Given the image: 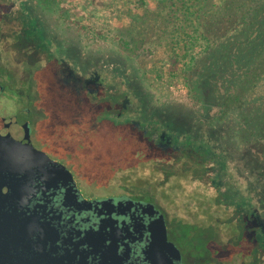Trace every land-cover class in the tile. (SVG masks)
Segmentation results:
<instances>
[{
  "label": "rangeland",
  "instance_id": "374dc122",
  "mask_svg": "<svg viewBox=\"0 0 264 264\" xmlns=\"http://www.w3.org/2000/svg\"><path fill=\"white\" fill-rule=\"evenodd\" d=\"M38 1L0 0V31L19 30L17 20L20 35L29 38L19 42L28 53L23 67L38 63L39 50L51 54L57 59L60 86L77 93L89 90L93 97L100 88L110 91L122 105L107 119L116 125L132 124L169 155L166 159L142 155L134 137L125 138L134 145L122 151L109 147L114 138L102 147L91 144V162L85 169L90 185L102 195L125 191L163 203L162 197L167 202L162 207L177 226L183 221L176 207L185 198L196 209L190 213L198 226L186 227L195 239L207 232L215 235L218 245L232 238V244L240 246L235 230L249 226L246 238L257 237L264 249V167L251 168L231 121L221 126L207 125L205 117L202 123L196 121L200 105L187 83L190 68L212 45L220 21L239 17L250 0L195 4L197 21L188 33L182 31V6L194 0H48L53 8L44 7L46 0ZM13 19L10 25L2 23ZM85 63L87 71L79 76ZM51 72L47 68L43 75L53 92L58 86ZM263 82L264 64L246 80L243 95L255 94ZM58 111L71 114L62 107ZM74 169L81 175L79 168ZM223 251L220 256L228 261L229 251ZM240 254L247 262L248 255L241 249Z\"/></svg>",
  "mask_w": 264,
  "mask_h": 264
},
{
  "label": "flooded vegetation",
  "instance_id": "af4514ba",
  "mask_svg": "<svg viewBox=\"0 0 264 264\" xmlns=\"http://www.w3.org/2000/svg\"><path fill=\"white\" fill-rule=\"evenodd\" d=\"M11 21L14 19L2 23L10 25ZM16 22L20 31H0V163L6 157H25L34 148L66 166L78 193H74L68 184L43 186L41 182H32L31 191L25 192L14 208L20 216L19 224L11 227L12 208L10 200L5 201L9 199V191L4 185V193L0 191V231L12 228L23 234H19V242L10 241L8 234H0V264H264V249L257 237L253 241L246 238L250 233L249 226L235 230L241 247L232 244V238L218 245L215 235L210 236L207 232L202 233V239L192 237L186 227L198 226L193 223L190 213L196 210L192 207L193 201L187 202L184 198L176 207L183 221L177 226L170 220L162 202L154 197L116 190L104 195L97 192L85 171L91 162V117L93 115L95 120L100 115L101 121L116 125L107 119L111 113L107 110H119L122 103L115 98L93 97L89 90H84L89 93L86 96H69L67 93L59 96L58 88L67 91L70 88L59 85V73L55 69L57 59L39 50L38 63L23 67L28 53L19 42L29 38L20 35L22 25ZM33 49L36 51V46L33 45ZM87 64L83 65L82 71H77L79 76L85 75ZM47 68L51 69L49 75L58 86L53 92L48 89L47 75H43ZM59 107L71 110L70 116L60 115ZM123 125L127 126V123ZM131 137L122 135L109 147L122 151V147L134 145L122 142ZM137 147L160 159L169 157L167 151L153 143L137 144ZM74 167L80 169L81 175ZM207 198L214 206L211 196ZM107 199H113V202L87 203ZM160 200L162 204L167 203L162 197ZM148 203L163 216L165 230L160 229L159 215L147 207ZM186 206L189 209H185ZM28 232L32 233L31 239L28 242L21 240ZM214 234L217 235L215 231ZM225 242L227 246H224ZM252 243H255L253 247ZM209 247L219 249L210 250ZM224 247L229 251L228 261L220 256ZM240 249L248 255L247 262L241 257Z\"/></svg>",
  "mask_w": 264,
  "mask_h": 264
},
{
  "label": "trees",
  "instance_id": "16d2710c",
  "mask_svg": "<svg viewBox=\"0 0 264 264\" xmlns=\"http://www.w3.org/2000/svg\"><path fill=\"white\" fill-rule=\"evenodd\" d=\"M39 1L43 4L44 0ZM47 1L44 2V7L53 8V5H49L50 0ZM203 1L205 0H194L191 4L182 6L185 16L184 25L182 24L184 33H188L190 26L197 21L196 5ZM223 22L226 24L223 25ZM220 24L212 45L203 50L188 72L190 93L200 105L195 119L202 123L205 117L209 126H221L222 123L231 121L247 151L251 168H263L264 82L253 95H243L242 88L254 71L264 64V0H250L239 17L228 18L220 21ZM58 90L69 96L89 95L86 91L78 94L72 89L67 91L60 87ZM98 95L112 98V93L103 88L99 89ZM106 101L110 103V100ZM91 118L90 145L99 144L98 147H102L104 141L109 138L119 140L125 133L134 137L133 142L137 144L149 143L131 125L116 126L108 121L103 122L100 115L95 120L93 115ZM145 153L147 154L141 152L142 155Z\"/></svg>",
  "mask_w": 264,
  "mask_h": 264
},
{
  "label": "water",
  "instance_id": "95a60500",
  "mask_svg": "<svg viewBox=\"0 0 264 264\" xmlns=\"http://www.w3.org/2000/svg\"><path fill=\"white\" fill-rule=\"evenodd\" d=\"M32 182H41L48 186H57L60 184H68L71 186V190L74 189V193H78L75 186L72 173L63 164L50 159L44 152L35 150L32 148L27 156L20 157H6L0 163V191L4 193V185L8 187L10 206L12 212L10 214L11 227L19 224V214L14 209L23 194L31 191L29 188ZM26 187V189H24ZM29 196V194H28ZM1 200V198H0ZM131 203L140 204V202ZM113 199H107L103 201L87 202L91 205H103L105 203H112ZM147 207L154 210V213L158 214L160 229L165 230L163 216L153 207L152 204H146ZM1 214V213H0ZM29 222V221H28ZM8 234L10 241L19 242V234H23V231L12 229L8 231H0L3 236ZM17 235V236H14ZM32 233L28 232L26 236H21V240L31 239ZM165 237V236H164ZM166 239V238H165ZM168 243V242H167ZM170 247L176 249L172 244H167ZM13 247V245H11Z\"/></svg>",
  "mask_w": 264,
  "mask_h": 264
}]
</instances>
